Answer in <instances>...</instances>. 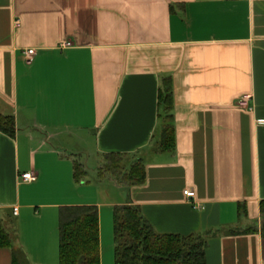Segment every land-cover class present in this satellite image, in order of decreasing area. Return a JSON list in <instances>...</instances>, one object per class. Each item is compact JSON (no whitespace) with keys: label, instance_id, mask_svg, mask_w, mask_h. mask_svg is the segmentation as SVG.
Returning a JSON list of instances; mask_svg holds the SVG:
<instances>
[{"label":"crops","instance_id":"crops-1","mask_svg":"<svg viewBox=\"0 0 264 264\" xmlns=\"http://www.w3.org/2000/svg\"><path fill=\"white\" fill-rule=\"evenodd\" d=\"M165 79L175 149L157 152ZM0 115L17 130L0 132V224L26 264H59L65 207L99 209L105 264L129 204L158 234L205 236L207 264H264V0H0ZM72 145L98 169L108 154L142 160L145 185L67 202ZM12 256L0 249V264Z\"/></svg>","mask_w":264,"mask_h":264},{"label":"trees","instance_id":"trees-1","mask_svg":"<svg viewBox=\"0 0 264 264\" xmlns=\"http://www.w3.org/2000/svg\"><path fill=\"white\" fill-rule=\"evenodd\" d=\"M160 116L163 119L162 139L157 152L175 149L173 126L174 97L170 79L162 81L159 91ZM13 117L0 115V132L14 138ZM79 162L74 164V179L83 182L88 173ZM103 180H112L124 189L142 187L146 183V167L142 160L130 162L127 155H104ZM264 238V202L261 204ZM59 264H101L100 220L97 207H65L59 217ZM116 264H207V238L203 235L182 237L161 235L145 219L142 210L131 204L114 211ZM0 249L13 252L12 264H26L24 255L13 249L11 235L0 224Z\"/></svg>","mask_w":264,"mask_h":264},{"label":"rangeland","instance_id":"rangeland-1","mask_svg":"<svg viewBox=\"0 0 264 264\" xmlns=\"http://www.w3.org/2000/svg\"><path fill=\"white\" fill-rule=\"evenodd\" d=\"M93 134V131L91 132ZM73 151L72 153L78 154L79 163L85 167L84 169L88 173L87 177L83 180V182L77 183L73 178L72 184L69 185L67 182H64L62 186V194L69 198L67 202H73L79 198V190L78 188L86 187V186H94L101 187L102 190V199L104 201H113L119 197V194L123 192H118V189L113 186V181L106 179L105 181L102 178L101 171L98 169L97 160L96 159H88L86 155L81 153V149L78 145H72ZM80 152V153H79ZM103 163V161H101ZM89 168V171L87 170ZM104 263L105 264H116L115 260V239H114V225L113 220L110 223V232L108 235L105 233L104 237Z\"/></svg>","mask_w":264,"mask_h":264},{"label":"built area","instance_id":"built-area-1","mask_svg":"<svg viewBox=\"0 0 264 264\" xmlns=\"http://www.w3.org/2000/svg\"><path fill=\"white\" fill-rule=\"evenodd\" d=\"M71 46H72V43H70V42H68V43H66L64 45V47H71ZM35 54H36V51L33 50V49H31V50L26 51L25 56H26V58H27V60L29 62H32ZM22 180L24 182H27V183H32V182H34L36 180V175L34 173H32V174H26V175L22 176ZM184 195L189 200H193V201L195 200V193L192 192V191H186L184 193ZM194 208L195 209H200V207L197 206V205H195Z\"/></svg>","mask_w":264,"mask_h":264}]
</instances>
